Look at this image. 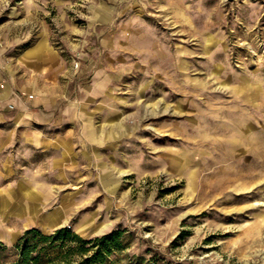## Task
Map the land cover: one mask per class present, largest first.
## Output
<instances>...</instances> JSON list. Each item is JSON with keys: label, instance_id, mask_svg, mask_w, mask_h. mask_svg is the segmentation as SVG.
Here are the masks:
<instances>
[{"label": "rangeland", "instance_id": "1", "mask_svg": "<svg viewBox=\"0 0 264 264\" xmlns=\"http://www.w3.org/2000/svg\"><path fill=\"white\" fill-rule=\"evenodd\" d=\"M0 73L31 114L0 120V197L75 213L0 207V264L62 226L123 230L106 264H264V0H0Z\"/></svg>", "mask_w": 264, "mask_h": 264}, {"label": "trees", "instance_id": "2", "mask_svg": "<svg viewBox=\"0 0 264 264\" xmlns=\"http://www.w3.org/2000/svg\"><path fill=\"white\" fill-rule=\"evenodd\" d=\"M125 240L120 229L83 238L67 226L49 233L29 227L13 245L17 257L9 264H106L113 253L124 249ZM2 249L5 246L0 243Z\"/></svg>", "mask_w": 264, "mask_h": 264}, {"label": "bare ground", "instance_id": "3", "mask_svg": "<svg viewBox=\"0 0 264 264\" xmlns=\"http://www.w3.org/2000/svg\"><path fill=\"white\" fill-rule=\"evenodd\" d=\"M102 84L103 82L100 81L99 85ZM121 124L122 123L118 121L115 122V127L117 129V131L115 132V136L125 134L126 132L125 130L127 128L122 127ZM124 172H125L124 170H119V173L121 174ZM41 198H42V194L36 189L24 190L19 194H12L5 191L4 195L0 197V207L11 206L13 207V209L16 210V213L20 215H25L28 219L31 220H36V218H38L45 223L46 227L49 228L54 227L58 224L66 223L67 221L70 220V216L72 214H75L72 211L73 205L70 198L69 199L65 198L59 207H56L48 212L41 211L43 205H45V203H43V205L41 204L40 202V200H42ZM43 199H47V197H44ZM95 216H96L95 213H84L77 223V229L81 232H89V231H96L100 227L104 228L106 224L104 223L96 224Z\"/></svg>", "mask_w": 264, "mask_h": 264}, {"label": "crops", "instance_id": "4", "mask_svg": "<svg viewBox=\"0 0 264 264\" xmlns=\"http://www.w3.org/2000/svg\"><path fill=\"white\" fill-rule=\"evenodd\" d=\"M41 51L37 55L31 56V57H24V54H23L22 61H23L24 66L28 67V68L34 67L33 63H34V61H36L38 59L37 57L41 54ZM40 74H44V73L42 72ZM8 80H10L12 83H14V80H13L12 76H10V78H8ZM1 83H3L4 85L6 83L7 86H10L8 84L9 82L6 80V78L3 77L2 73H0V84ZM90 87H92V85H90ZM8 90H9L8 96L3 98V96L5 95L6 92L3 93L1 91V88H0V120H5L7 117L13 115L12 111L18 110L16 116H14V122H15L16 127L17 126H21L24 123V121H26V120L28 121V119L31 116V114H30V112L27 109H25L23 107L24 106L23 102H21L18 98H16L15 95L11 94L10 87L8 88ZM32 90L34 92H37V97L35 99V97H34L35 93L34 92L29 93V94H33V97L32 98L27 97V101L28 102H33V100H35V102L38 105H44V104L47 103V101H48L47 98H48L49 95L45 94L44 89H43V91H41L40 89L39 90H37V89L35 90L33 88V85H32ZM9 103L13 104L14 108H9L8 107ZM38 115L40 116V113ZM19 118H20V120H19L20 123L18 124L16 119H19ZM28 138L29 137L27 136L26 139H28ZM32 140H34V138ZM34 141L37 142V140H34Z\"/></svg>", "mask_w": 264, "mask_h": 264}, {"label": "built area", "instance_id": "5", "mask_svg": "<svg viewBox=\"0 0 264 264\" xmlns=\"http://www.w3.org/2000/svg\"><path fill=\"white\" fill-rule=\"evenodd\" d=\"M3 86H4V84L1 83V84H0V88H3ZM11 94H12V95H15V96H18V93H17L16 91H14V90H11ZM27 97L32 98V97H33V94H28ZM8 107H9V108H14V105L11 104V103H9V104H8Z\"/></svg>", "mask_w": 264, "mask_h": 264}]
</instances>
